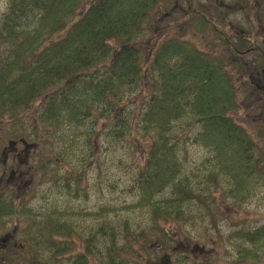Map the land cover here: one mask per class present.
Returning <instances> with one entry per match:
<instances>
[{"label":"trees","instance_id":"trees-1","mask_svg":"<svg viewBox=\"0 0 264 264\" xmlns=\"http://www.w3.org/2000/svg\"><path fill=\"white\" fill-rule=\"evenodd\" d=\"M162 1L7 0L0 15V111L13 121L22 110L41 101L32 116L34 123L29 120L26 127L31 136L54 138L58 130L69 126L78 128L80 135L87 124L90 132L85 136L98 139V126L102 124V135L115 143L132 133L142 138L155 136L136 172L137 201L131 205L150 214L151 227L143 237L142 229L138 236L141 241L153 230L166 236L162 229L157 230L163 223L160 218L180 220L181 209H189L192 203L193 189L184 188L187 174L179 156L178 134L184 124L196 130L193 141L212 153L217 178L231 180L232 187L226 194L241 195L254 174L258 177L260 173L259 168L254 169L256 161L250 155L252 138L230 116L238 106L221 63L176 37L153 45V52L147 48L142 37L154 31L152 25L162 16ZM191 5L189 0V8ZM194 16L198 30L207 26L204 19ZM183 23L177 27L184 32L187 27ZM150 73L155 78L151 92ZM141 89L149 93V99L131 121L125 104ZM88 144L91 159L96 155V144L91 145L90 140ZM73 156L77 157L75 153ZM78 157L81 159V153ZM165 191L171 195L163 197L166 205L160 210L155 198ZM195 199L200 200V196L195 194ZM39 210H30L25 216L30 229L21 250L24 254H0V264H160L159 245L154 249L145 246L142 250L148 254L135 250L137 238L131 237L127 222L126 229L119 231L103 217L95 234L79 241L74 222L62 223L64 214L59 210ZM100 214L104 211L90 216L97 218ZM101 225L108 235L101 234ZM233 235L245 246L236 245L241 255L222 264L264 261L258 247L264 244V225L253 231L237 230ZM97 243L104 250L107 247L108 253L96 254L100 249ZM248 243L254 245L253 253ZM219 261L214 254H199L196 261L184 254L174 264Z\"/></svg>","mask_w":264,"mask_h":264},{"label":"rangeland","instance_id":"rangeland-1","mask_svg":"<svg viewBox=\"0 0 264 264\" xmlns=\"http://www.w3.org/2000/svg\"><path fill=\"white\" fill-rule=\"evenodd\" d=\"M191 1L192 5L188 10V3L184 0H163L160 14L167 16L168 20L165 23L160 21L157 23L156 32L158 34L156 38L161 37L162 33H164L163 37L165 38L179 33L180 37L182 36L188 40L194 49L208 50L209 54L212 51L219 50V47L223 51L227 50L225 42L221 41L219 36L210 29L197 30L194 27L191 19L194 15V9L207 19L212 18L216 22L221 20V25L226 30L225 32L233 37L231 38L233 42L237 41V38L234 37V29H238L237 32L243 29L250 34L251 45H259L258 48L264 54V0ZM220 2L225 4V12L223 11L222 16L224 19L220 15L216 16V13L220 11ZM6 6L7 0H0V15L4 12ZM188 19L190 21L187 23ZM182 22L186 27L187 24L190 27L187 32L177 28ZM181 29L185 28L182 27ZM148 37L146 36V45L150 47L154 42V38ZM154 43H157L156 39ZM221 55L225 60L229 75L228 80L237 83L234 92L232 90V97L236 104L238 103V108L230 116L240 126L241 130L245 131L248 138L251 139L252 137L251 141L254 145L250 142L253 149V152L250 150V154L255 156V160L261 162L260 168H262L259 170L262 175L261 178L256 180L253 176L248 188L241 195L226 194V191H230L232 187L230 183L222 182V184L214 186L216 180L209 176L212 169V154L193 141L192 138L196 130L185 124L183 130L178 134L181 140L179 143V156L184 172L187 174L184 188L187 186L193 189L192 203L189 205V210L188 208L181 209L180 220H170V217L160 218L163 223L157 225V230L162 229L166 236L153 230V233L147 232V238L141 241L136 237V233L144 228L143 237L146 228L151 227L149 213L147 210L127 207L136 199L135 190L132 188V176L141 163L142 152L152 147L156 140L155 136L142 138L132 133L128 138L113 145L102 139L104 128L99 125L97 134L100 143L98 144L96 136H85L86 133L90 132L88 130L89 124H87L80 129V135H78V128L69 126L64 127L63 130H58L54 138L48 139L46 136L45 139H37L36 141L28 138V142L37 144L35 158L29 162L30 166H33V172L31 173L33 183L30 190H28V195L22 199L14 181L11 182L10 180L0 183V188L4 187L3 190H0V194L9 191L15 196L14 202L19 207L28 205L27 208L29 209L41 205L45 208L54 207L59 209L64 214L61 219L62 223L69 220L74 222L75 233L79 241L81 238L95 234L96 228L100 226L97 223L103 221L104 214H100L96 218L90 216V213L107 207L105 211H107L108 224L112 222V225L119 231L126 227L131 237L137 238L134 241L135 250H140L142 254H148L147 251L142 249H146V247L154 249L159 245L160 264H174L175 260H178V257L180 258L184 254H189L190 258L195 261L199 254H205L204 257L214 254L220 260L219 264L229 262L234 256L241 255L236 245L245 246L244 242L233 234L237 230L251 231L264 225V96L252 93L254 87L250 85L249 81L248 85L246 79L238 78V74L243 69L247 71L245 62L249 67L255 65L260 69L264 61L253 51L243 61L239 60L244 65L241 67L238 66L231 51H229V54ZM237 66L238 70L235 72L232 67ZM230 73L235 74L231 77ZM225 80L228 81L226 78ZM148 82L151 84L149 89L151 92L155 82L154 75L151 73ZM148 94L143 92L142 89L138 90L131 96V101L125 104L127 110L131 113L129 114L131 121L136 120L135 115L140 113L144 102L148 101ZM39 103L40 101L36 102L30 109L21 111L16 120L12 122V126H15L18 130L17 132L21 131L24 134L25 128L29 125V120L33 122L32 116L35 114ZM3 119L6 120V117ZM77 135L79 139H75L72 143V139ZM9 136L12 139L15 135ZM88 140H90L91 145L96 144L93 147L96 155L92 154L91 159H88L87 155L90 147ZM71 148L73 149L69 152L68 150ZM72 152L77 157H74ZM78 153H81L82 161L78 157ZM78 161L80 174H82L80 168L88 166L89 168H85L87 170L85 175L77 174V178L81 179V182L78 191L74 192L75 186L70 188L67 179L64 177L71 172L73 165ZM40 164L45 165L42 171H39ZM82 164L85 165L81 167ZM197 185L199 186L197 189L193 188ZM195 194L200 196V200L195 199ZM169 195H171L169 191H165L155 198L159 208L166 205L164 204L166 199H163V197ZM21 220V217L4 219L3 223L9 222L4 227V235L9 234L14 227L17 229ZM125 222H127V226L124 227ZM100 228H102L101 234L108 235L104 225H101ZM4 235L0 234V240ZM15 238L19 245L28 241L22 230L16 234ZM97 246L100 249L95 251L96 254L108 253L107 247L104 250L101 243H97ZM247 246L254 248V245L249 243ZM258 247L264 253V244H259ZM174 254L177 255L174 256ZM260 264H264V261Z\"/></svg>","mask_w":264,"mask_h":264},{"label":"flooded vegetation","instance_id":"flooded-vegetation-1","mask_svg":"<svg viewBox=\"0 0 264 264\" xmlns=\"http://www.w3.org/2000/svg\"><path fill=\"white\" fill-rule=\"evenodd\" d=\"M249 35H250L249 33H246L242 29H240L238 32L235 33V36L237 37V41L234 43H241V44L237 45L232 43L229 46L233 51L236 60L243 61L244 58L253 51L259 52L257 56L262 52L260 48H258V46L251 45ZM245 63H246L245 67L247 68V71H244V73L242 74V78H244V76L248 77L249 83L251 84V86L254 87L252 93L262 94L264 96V70H263L264 66H261V68L259 69L255 65L249 67L247 65V62ZM1 151L3 156L2 159L3 170L1 175V179H2L4 176H6L7 172L10 175H13L15 163L17 161L21 162V157L23 155L26 156V151L22 150L19 152L15 147H12L10 151H4L3 149Z\"/></svg>","mask_w":264,"mask_h":264}]
</instances>
